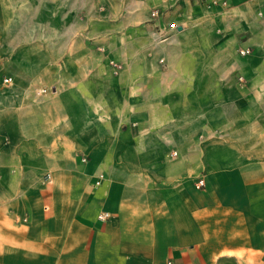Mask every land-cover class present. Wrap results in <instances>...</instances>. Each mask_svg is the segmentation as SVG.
Masks as SVG:
<instances>
[{
  "label": "crops",
  "instance_id": "1",
  "mask_svg": "<svg viewBox=\"0 0 264 264\" xmlns=\"http://www.w3.org/2000/svg\"><path fill=\"white\" fill-rule=\"evenodd\" d=\"M0 186V264H264V0H0Z\"/></svg>",
  "mask_w": 264,
  "mask_h": 264
},
{
  "label": "built area",
  "instance_id": "2",
  "mask_svg": "<svg viewBox=\"0 0 264 264\" xmlns=\"http://www.w3.org/2000/svg\"><path fill=\"white\" fill-rule=\"evenodd\" d=\"M150 14H151L152 17H156L159 14V11L157 9H153V10H151V13ZM249 53H250V49L248 47H243V48H240L239 49V54L242 55V56L247 55ZM110 64H112L116 68H120L121 67L120 64L115 63L113 61H110ZM11 80H12V77L11 76H5L3 78V81L6 82V83L11 82ZM84 159L85 158H83V160ZM195 186L198 187V188L203 187L204 186V180H203V178H198L196 180V182H195ZM107 216H108V213L107 212H104V213H102V214L99 215L100 218H104V217H107ZM167 264H173V263H172L171 260H168L167 261Z\"/></svg>",
  "mask_w": 264,
  "mask_h": 264
},
{
  "label": "rangeland",
  "instance_id": "3",
  "mask_svg": "<svg viewBox=\"0 0 264 264\" xmlns=\"http://www.w3.org/2000/svg\"><path fill=\"white\" fill-rule=\"evenodd\" d=\"M165 38H167L166 36H162L160 39H165ZM239 53V52H238ZM4 78V77H3ZM238 79H239V81H243V77H242V75H239L238 76ZM51 182H52V176H51V174L50 173H45L44 175H43V182L39 185V186H41V187H44V188H46V186L48 185V184H51ZM4 192V186H0V193H3ZM46 202H44L43 204H44V206H43V208L45 207V204ZM26 214H27V211L25 212V215L23 216V217H25L26 216ZM16 220V223H25V222H27V220L26 219H24L23 221H22V219L21 218H17V219H15ZM0 240H3V233H0Z\"/></svg>",
  "mask_w": 264,
  "mask_h": 264
}]
</instances>
